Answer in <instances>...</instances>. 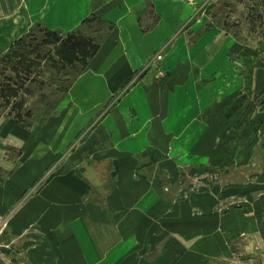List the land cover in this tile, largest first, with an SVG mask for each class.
<instances>
[{
  "label": "crops",
  "instance_id": "0c3cea01",
  "mask_svg": "<svg viewBox=\"0 0 264 264\" xmlns=\"http://www.w3.org/2000/svg\"><path fill=\"white\" fill-rule=\"evenodd\" d=\"M166 6L167 0H157V4L149 0H0V54L36 25L65 34L92 15L110 23L111 30L98 50L65 92L74 115L67 133L77 129L74 125L91 120L125 89L74 151L64 171L47 174L18 211H13L17 197L52 160L51 154L45 157L50 151L46 152L44 137L34 138L35 142L25 136L18 139L21 145L32 146L26 160L35 150L30 159L37 161V167L20 164L0 175V213L10 215L15 226H38L42 248L35 250L37 258L30 264H185L182 253L188 240L183 231L179 239L163 237L171 232L173 223L166 218L170 196L159 187L156 173L174 172L173 161L164 157L162 149L167 140L174 141L172 151H181L188 140L215 138L230 125L215 102L213 127H206L200 105L205 102L200 97L212 84L198 78L204 79L210 71L219 79L220 61L229 53L221 45L228 43L230 50L236 42L203 31L191 44L196 56L200 51L203 55L200 67L194 70L197 77L190 78L192 83L187 78L191 71L176 59L173 67L169 63L172 73L168 79L156 84L153 74L146 72L126 88L154 50L176 34ZM153 15L156 22L142 31L140 23ZM185 36H175L174 47L181 49ZM225 116L231 118V112ZM51 123L58 124L56 120ZM37 125L20 128L31 131ZM83 156L90 161L75 164ZM78 167L84 172H73ZM14 171L18 174L15 179ZM163 240L164 247L160 246Z\"/></svg>",
  "mask_w": 264,
  "mask_h": 264
},
{
  "label": "rangeland",
  "instance_id": "374dc122",
  "mask_svg": "<svg viewBox=\"0 0 264 264\" xmlns=\"http://www.w3.org/2000/svg\"><path fill=\"white\" fill-rule=\"evenodd\" d=\"M149 2L157 4V0ZM164 9L176 26V34L154 50L147 65L126 88L146 72L153 74L156 84L168 79L172 73L169 63L173 67L176 59L191 71L187 77L191 82L190 78L197 77L194 70L200 67L203 57L201 51L196 56L197 51L191 48V44L203 31L214 33L220 37L218 39L236 42L230 50H227L228 43L221 45L222 51L229 53L220 61L219 79L213 78L210 71L206 72L204 79L198 78L201 83L212 84L203 94L197 92L202 94L199 97L205 102L200 105L204 107L205 120L208 121L206 127H213L215 102H219L217 107L222 119L226 117L230 125L221 124L223 131L215 138L188 140L181 151L171 150L174 141L167 140V145H163L164 157L174 163L172 175L168 171L158 172L155 178L162 191L170 196L166 218L173 225L171 232L163 236L164 240L169 237L179 239L183 231L186 235L183 238L188 240L187 247L182 248L185 264H264V87L261 84H264V74L261 73L264 70V0H167ZM156 20L153 15L140 23L142 31L148 30ZM109 25L108 22L91 20L77 29L99 41L108 33ZM42 28L34 27L35 38H26L27 44L31 42L33 45L43 39ZM183 34L186 35L183 47H174L175 36ZM224 40L222 42L228 41ZM12 45L0 54V58L10 52ZM52 47L43 46L42 52L52 50ZM8 62L0 61V83L11 77V83H24V88L8 103L0 97V175L5 176L20 164L37 167V161L30 159L36 154L35 150L26 160L32 146L21 145L18 139L22 141L24 136L31 142H35L34 138L44 137L48 147L46 152L50 151L45 157L50 154L52 157L45 172L17 197L13 211H18L24 199L47 174L64 171L74 151L81 147L125 89L117 92L91 120L74 125L77 129L67 133L74 115L68 108L69 96L58 90L74 82L82 71L81 65L75 63L74 68L60 66L61 69H56L50 66L51 62L42 61L43 66L33 69L28 77L22 73L14 79V73L8 68L12 63ZM28 87L31 90L26 94L24 89ZM26 111L31 115H24ZM228 111L231 118L225 116ZM15 113L21 115L25 124H38L37 128L21 130L22 125L13 117ZM55 120L58 124L51 123ZM84 161H90V157L83 156L75 164ZM75 170L84 172L83 167L73 168V172ZM13 173L15 179L18 174ZM9 216L0 213V264H30L37 258L35 250L42 248V244L39 246L42 237L38 226L32 223L21 228L18 223L16 227L9 221ZM164 240L160 243L162 247L166 244Z\"/></svg>",
  "mask_w": 264,
  "mask_h": 264
},
{
  "label": "trees",
  "instance_id": "16d2710c",
  "mask_svg": "<svg viewBox=\"0 0 264 264\" xmlns=\"http://www.w3.org/2000/svg\"><path fill=\"white\" fill-rule=\"evenodd\" d=\"M91 20L103 23L100 18L92 15L84 19L82 21V25L89 23ZM34 27L31 28L27 34L15 41L10 52H7L0 58V61H9L8 63H12L11 66L8 65V68L14 73V79L22 73L28 77L33 69H39L43 66L42 61L51 62L50 66H55L56 69H61L60 66H70L74 68L75 63H78L81 65L80 70H82L87 65L88 60L96 53L99 48V44L103 39L102 37L99 41H95L94 38L81 34L79 29L69 32L68 34L66 33L64 34L65 36L62 37L59 33L44 27L41 30L44 34L43 39H41L39 43L33 45H31V42L27 44L26 38H31L32 40L35 38ZM36 27L39 28L41 26L36 25ZM110 30L111 25H109L107 31L109 32ZM46 45H52L53 51L48 50L47 52H42V47ZM11 81V77H6V80L0 83V97L5 101V103H8L10 98L18 96L24 88V83L18 85L11 83ZM71 84L72 82L58 91L60 93H65ZM30 90V87L25 88L24 93L27 94ZM43 96L45 97L44 94L42 97ZM24 115H31V113L26 111ZM13 117L20 125L24 127L30 126V124H25L23 122L19 113H15Z\"/></svg>",
  "mask_w": 264,
  "mask_h": 264
},
{
  "label": "built area",
  "instance_id": "2783aa9c",
  "mask_svg": "<svg viewBox=\"0 0 264 264\" xmlns=\"http://www.w3.org/2000/svg\"><path fill=\"white\" fill-rule=\"evenodd\" d=\"M158 58H160V56H158Z\"/></svg>",
  "mask_w": 264,
  "mask_h": 264
}]
</instances>
